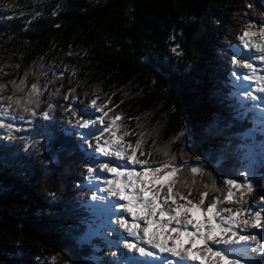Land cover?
Returning <instances> with one entry per match:
<instances>
[{
  "label": "trees",
  "instance_id": "obj_1",
  "mask_svg": "<svg viewBox=\"0 0 264 264\" xmlns=\"http://www.w3.org/2000/svg\"><path fill=\"white\" fill-rule=\"evenodd\" d=\"M250 24L264 26V0H0V114L19 121L0 127V264H104L112 226L94 228L87 181L96 134L79 131L101 115L93 100L141 141L138 159L180 169L174 192L207 191L206 208L232 179L253 191L218 207L258 209L264 116L229 94Z\"/></svg>",
  "mask_w": 264,
  "mask_h": 264
},
{
  "label": "snow or ice",
  "instance_id": "obj_2",
  "mask_svg": "<svg viewBox=\"0 0 264 264\" xmlns=\"http://www.w3.org/2000/svg\"><path fill=\"white\" fill-rule=\"evenodd\" d=\"M248 27L250 29L254 25L250 24ZM256 35L264 38V27L258 33L245 31L240 39L243 48L249 51L254 48L258 54L257 59L264 63V42L252 43L245 39ZM235 63L247 71L242 75L237 73H233V75L254 84V92H264V68L257 70L255 65L248 61L242 63L235 61ZM20 83L23 85L24 82ZM32 90L38 92L36 85L32 86ZM249 98L256 99L251 95ZM91 106L101 115L97 117V120L81 117L79 126L82 129H89L97 121L101 125L102 130L94 137L97 141L96 152L132 165V168L129 169L112 166L109 163L99 164L100 171L107 172L112 176V179L104 181L108 185L106 191L119 201L124 202L120 205V210L129 214L133 220L131 224L123 218L116 220V224L128 236L143 241L150 249H156L161 254V259H163V254L176 258V264H244L241 256H230L229 252L245 255L254 253L264 257V232L242 234L247 232L249 227L257 230L264 228V197H261V207L256 210L252 208L233 210L218 207L224 202L243 203L244 195L253 191V184H244L228 179L225 181L228 190L224 200L217 197L205 208L203 206L205 198L208 196L207 191L201 193L199 203L189 200L181 191L174 192V187L178 183L177 173L180 169L172 164V160L165 162L162 166L153 167L147 160L138 159L137 149L141 148V141H137L135 146L131 144L124 146L122 144L123 137L129 135V132L125 131L122 136L117 135L119 132L117 121L122 117L117 115L106 123L104 117L107 116V112L104 109L107 105H98L97 101L93 100ZM25 110L27 111V109ZM43 118L50 119L49 112H45ZM0 127L11 128L12 126L0 124ZM105 133H110L111 138L104 139L101 143ZM140 154L145 155L143 152ZM164 154L168 153L165 151ZM136 166H139L141 170L137 171ZM87 172L91 177L95 175L96 169L90 166L87 168ZM191 172L196 174L200 170L197 167H192ZM247 180L248 177L245 176V181ZM185 183L187 182L185 181ZM212 187L216 188V185L213 184ZM188 195L191 193L189 192ZM179 200H183L185 203L181 204L178 202ZM169 201L175 205L174 208L167 207ZM197 214L202 219H197ZM245 215L251 218H241ZM141 221H143V227H141ZM153 229L156 231H152ZM140 232H142V236ZM241 245L248 247L241 248L239 247ZM127 247L130 251H138L142 257L157 259L156 253L144 247H138L137 244H128ZM163 264H172V262L165 260Z\"/></svg>",
  "mask_w": 264,
  "mask_h": 264
},
{
  "label": "rangeland",
  "instance_id": "obj_3",
  "mask_svg": "<svg viewBox=\"0 0 264 264\" xmlns=\"http://www.w3.org/2000/svg\"><path fill=\"white\" fill-rule=\"evenodd\" d=\"M262 27H264V26H261V28ZM261 28L249 29L247 31L258 33V32H260ZM245 39L249 40L252 43L264 42V38H262L259 35L247 37ZM239 43H240V48L235 50V53L232 56V59L230 61L231 69L233 72L229 76L232 75L233 77L229 78V79H231L235 85L233 87L234 92L230 91L229 94L234 95L236 97L237 101L240 99H249L251 104L253 106H255L257 109H259V111L262 114H264V92H254L253 91V88L255 87L254 84L243 81L242 79H238L237 76L233 75V73H237L238 75H242L244 72L247 71V70H244V69L238 67L237 64L235 63V61H240L241 63L244 61L251 62L255 65L257 70L263 68L261 62L257 59L258 54L255 52V49L252 48L250 51L245 50L243 48V44H242V41L240 38H239ZM258 74H260V73L258 72ZM237 83L240 86V88L237 89L238 92L236 91V84ZM250 95L255 96L256 99H250L249 98ZM255 115L258 116L259 114L255 113ZM99 116H100L99 114L93 113L87 119L97 120V117H99ZM262 116H264V115H262ZM261 120L264 121V118H262ZM0 124H8L11 126H16L19 124V121L15 117H9V116H5V115L0 114ZM260 129H261L262 135L264 137V126H262ZM101 130H102L101 125L100 124L96 125V123L92 127H90L89 129H82L79 126V131L81 132L82 136L94 135V134L98 135ZM108 138H111V134L110 133L104 134V136L101 139V143L103 142L104 139H108ZM93 141H94V143H93L94 148L93 149L95 151V153H93V155H95L96 157L93 158L90 166L94 167L96 169V172H95V175L91 176V177L87 173V175H88L87 181H88V184L90 185V189L92 190V193H93L92 199L95 197V199H93V203L90 204L91 213L96 218V220H95L96 225L94 226V228H98L100 226L101 227L112 226V230H105L106 233L110 234L108 237V241L106 239L102 238V240H103L102 243H104V245H102V246L98 245L100 247H106V249L109 251V253L104 256V262L103 263L104 264H141L144 261L146 264H151V263L152 264H159L157 262V259H153V258L147 257V256L142 257L139 255L138 251H136V250L130 251L128 249V247H127L128 244H136V240H135L136 237L128 236L126 234V232L122 228H120V226L118 224H116V220L123 218V219L127 220L129 224L133 223V220L129 214L122 212L120 210V205L124 202L119 201L116 197L111 196L109 194V192L106 191V189L108 188V185L106 183H104V181L112 179V176L107 172L99 170V164L100 163H109L112 166H119L121 168H129V169L132 168V165H129L126 162L117 160L113 157H105V156L97 153L96 152L97 141H96V139H93ZM122 144L124 146L128 145V143L125 141H122ZM256 147H261V146L257 145ZM129 151H131V150L129 149ZM252 151H255V150L252 149ZM253 161H255V160L250 159L249 162H253ZM259 165L263 166V168H264V163L259 164ZM259 165L254 164L251 167H249V173L251 174L252 170L256 169ZM136 170L139 171L141 169L139 166H136ZM258 184H259L258 189H262L264 191V178L262 180H260L258 182ZM178 202L183 204V202H181V201H178ZM167 207L174 208L175 205L172 204L171 201H169ZM256 207L257 208L261 207V198H260V201L256 204ZM157 218H159V217H157ZM241 218H249L250 219L251 217L247 216V217H241ZM197 219H202V218L199 217V215L197 214ZM140 223H141V227H143L144 226L143 221H141ZM152 231H156V229H153ZM259 232H264V228L257 230V229H252L251 227H249V230L247 232H243L242 234H258ZM93 233H96V231L91 232L87 236L92 237ZM140 235L142 236V232H140ZM107 244L110 246H107ZM138 247H144L147 250H150L153 252L157 251L156 249H150L149 246H145V243L143 244L141 242L138 243ZM213 247H215V245H213ZM239 247L246 248L248 246L241 245ZM113 248H115V249H113ZM157 253H159V252H157ZM229 255L230 256H241L243 261H244V264H264V257H261L258 254L247 253L245 255L243 253H238V252H229ZM160 256H161V254H160ZM134 257H136V259L132 260ZM163 257H166V260L171 261L172 264H176V258H172L168 254H163ZM134 261H140L141 263L134 262Z\"/></svg>",
  "mask_w": 264,
  "mask_h": 264
},
{
  "label": "bare ground",
  "instance_id": "obj_4",
  "mask_svg": "<svg viewBox=\"0 0 264 264\" xmlns=\"http://www.w3.org/2000/svg\"><path fill=\"white\" fill-rule=\"evenodd\" d=\"M136 240V244L138 245L139 242L143 243V241L139 240V239H135ZM144 244V243H143ZM145 246H148L147 244H145ZM158 251L154 252V253H157ZM136 257H134L132 260H135ZM134 262H139L141 263L140 261H134ZM141 264H146L144 261L141 263Z\"/></svg>",
  "mask_w": 264,
  "mask_h": 264
}]
</instances>
